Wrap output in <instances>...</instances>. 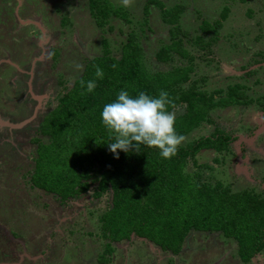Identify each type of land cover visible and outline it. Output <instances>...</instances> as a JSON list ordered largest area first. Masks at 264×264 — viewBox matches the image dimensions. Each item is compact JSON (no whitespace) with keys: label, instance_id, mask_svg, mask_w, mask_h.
I'll return each mask as SVG.
<instances>
[{"label":"rangeland","instance_id":"rangeland-1","mask_svg":"<svg viewBox=\"0 0 264 264\" xmlns=\"http://www.w3.org/2000/svg\"><path fill=\"white\" fill-rule=\"evenodd\" d=\"M109 1L126 10L129 23L111 17L108 24L98 27L90 16L88 0H0V61H9L0 67V110L9 113L2 115L20 116L13 123L32 118L33 110L37 111L23 128L0 131V264H244L235 241L216 232H189L177 255L134 235L111 243L102 235L99 222L111 207V191L97 199L93 195L96 184L92 183L85 193L62 201L31 186L36 141L48 143L38 128L56 107L57 99L81 76L86 62L101 55L103 39L111 55L119 58L128 34L134 33L151 73L190 64L176 55L169 64L157 61L158 50L170 42L171 29L158 7L150 5L145 14L149 0H128L127 5L121 0ZM158 1L167 9L183 7L179 38L185 39V47L194 57L191 83L184 87L195 83L201 91L214 94L217 101L226 96L229 87L240 85L245 102L211 110L210 120L185 137L181 145L218 130L232 136V152L221 155L220 163L213 162L219 154L212 150L196 155L197 164L212 166V170L201 169L203 179L221 181L233 192L248 189L261 194L264 0ZM223 15L216 37L211 30L206 34L200 31V23L212 27ZM198 35L201 42L195 39ZM13 64L23 69L26 82L34 74L25 92H20L23 76L17 77L15 84L9 81L18 71ZM30 89L42 98L40 103L30 100ZM20 94V102L12 100ZM174 112L178 115L182 110ZM258 128L260 133L251 141L239 139L252 138ZM187 171H197L192 160ZM107 245L112 249L110 254L105 252ZM261 263L264 250L250 262Z\"/></svg>","mask_w":264,"mask_h":264},{"label":"trees","instance_id":"trees-1","mask_svg":"<svg viewBox=\"0 0 264 264\" xmlns=\"http://www.w3.org/2000/svg\"><path fill=\"white\" fill-rule=\"evenodd\" d=\"M150 5L160 9L164 23L171 27L170 42L158 50L157 61L169 64L176 55L190 64L151 73L134 33L128 34L119 58L111 55L103 39L101 55L86 62L81 76L57 99L56 107L38 128L48 143L36 141L31 186L62 201L85 193L92 183L96 184L93 195L97 199L111 191V207L99 220L102 235L111 243L134 235L177 255L189 232H216L235 241L239 260L250 264L264 250V191L233 192L221 181H205L201 169L212 170V166L199 165L195 160L201 150H212L219 154L213 162L220 163L221 155L232 152V136L215 131L180 145L170 158L143 145L139 152L134 148L127 153L120 151L117 158L107 146L112 134L102 123L101 112L122 89L131 96L139 92L158 96L161 90L167 91L172 102L168 110H182L176 115L175 130L184 137L208 122L214 108L244 102L240 85L229 87L226 96L217 101L214 94L201 91L195 83L184 87L191 83L194 57L185 47V39L179 38L183 7L167 9L160 1L149 0L145 14ZM88 10L100 28L111 17L130 22L126 10L109 0H88ZM223 18L220 16L212 27L200 23V31L206 34L211 30L216 37ZM195 39L202 41L200 35ZM96 66L102 68L103 79L95 77ZM94 79V92L86 93L87 81ZM190 160L197 171H187ZM105 252L112 253L109 245Z\"/></svg>","mask_w":264,"mask_h":264},{"label":"clouds","instance_id":"clouds-1","mask_svg":"<svg viewBox=\"0 0 264 264\" xmlns=\"http://www.w3.org/2000/svg\"><path fill=\"white\" fill-rule=\"evenodd\" d=\"M121 2L127 5L128 0ZM95 77H104L99 66ZM95 88V79L87 81L86 93L94 92ZM171 103L165 90L158 96L145 92L131 96L127 90H120L116 99L105 104L101 112L102 123L112 134L107 146L114 156L118 158L120 151L127 153L131 148L139 152L141 145L158 149L163 158L175 155L185 137L175 130L176 113L168 110Z\"/></svg>","mask_w":264,"mask_h":264},{"label":"crops","instance_id":"crops-1","mask_svg":"<svg viewBox=\"0 0 264 264\" xmlns=\"http://www.w3.org/2000/svg\"><path fill=\"white\" fill-rule=\"evenodd\" d=\"M6 62L9 63L8 60L6 61L5 59H2V61H0V67H2L3 64H7ZM1 64H2V65H1ZM13 66L16 67V68H18V71H17L16 73L12 74V76L9 78V79H10L9 81H12L13 84H15V79L18 77L17 80H19L20 76H23V78L21 79V81L24 82V84H23L22 86H20V89H21L23 92H25V90H27V84H30L29 82L32 81L34 74H31L30 77H29V79H28V81L26 82L25 80H23L24 78H26L25 73L21 72L23 69H22L21 67L15 65V64H13ZM24 72H25V71H24ZM21 73H22V74H21ZM23 86H24V87H23ZM11 98H12V100H13V99H17V96H15V97H11ZM18 101L20 102V100H18ZM2 114H8V115H9V113H7L6 111L0 110V119H2V120H4V121H8V122L11 121L12 123H13V122H17V119L20 118V116L10 117L11 115H10V116H7V115H2ZM12 119H15L16 121H15V120L13 121ZM224 185H225V184H224Z\"/></svg>","mask_w":264,"mask_h":264},{"label":"water","instance_id":"water-1","mask_svg":"<svg viewBox=\"0 0 264 264\" xmlns=\"http://www.w3.org/2000/svg\"><path fill=\"white\" fill-rule=\"evenodd\" d=\"M31 91L32 90L30 89V92ZM31 94H32V97L35 100H37L38 103H40V101L42 100V98L40 96H35L32 92H31ZM36 112L37 111L35 110L34 115H33L32 118L26 119V120H24L23 122H20V123H11V122L4 121V120L0 119V126L1 127H8L10 129H13V130H15V129H21V128H23L24 126H26L28 123H30L34 119V117L36 116ZM261 123H262L261 126L263 127L264 126V121H262ZM260 131H261V128H258L255 131L254 136L252 138L250 137V138L247 139V138L239 137V139H241V140H243L245 142L251 141L253 138H255V135H258L260 133Z\"/></svg>","mask_w":264,"mask_h":264},{"label":"flooded vegetation","instance_id":"flooded-vegetation-1","mask_svg":"<svg viewBox=\"0 0 264 264\" xmlns=\"http://www.w3.org/2000/svg\"><path fill=\"white\" fill-rule=\"evenodd\" d=\"M32 90V89H31ZM29 92H27V94L29 95V98H30V100L32 99L33 100V97H32V94H31V92L34 94V91L32 90L31 92H30V90H28ZM20 92H23L21 89H20ZM35 95V94H34ZM36 96V95H35ZM20 99H22V95L20 94V96H17V99L16 100H20ZM36 101V104H38V101L37 100H35ZM26 104H28V103H26ZM28 106H29V104H28ZM33 112H35V110H33ZM33 115H34V113H33ZM2 128H6V129H9L10 131H16V130H19V129H15V130H13V129H10V128H8V127H1L0 126V131H1V129ZM133 236V235H132ZM141 239V238H140ZM262 264V263H261Z\"/></svg>","mask_w":264,"mask_h":264}]
</instances>
